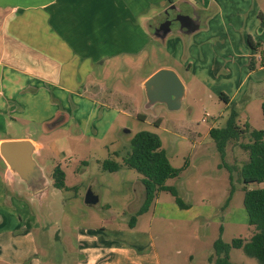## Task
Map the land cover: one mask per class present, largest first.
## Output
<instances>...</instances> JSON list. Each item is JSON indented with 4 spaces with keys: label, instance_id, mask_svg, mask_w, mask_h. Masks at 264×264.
<instances>
[{
    "label": "rangeland",
    "instance_id": "rangeland-1",
    "mask_svg": "<svg viewBox=\"0 0 264 264\" xmlns=\"http://www.w3.org/2000/svg\"><path fill=\"white\" fill-rule=\"evenodd\" d=\"M177 3L181 13L196 16L199 30L182 34L174 20L164 42L148 37L137 56L105 58L102 65L95 66L89 78L92 82L88 83L102 89L100 98L84 93V100H78L51 90V102L68 114V119L54 129H44L34 119H15L0 130V136H28L39 145L35 160L52 183L57 166L65 174L63 188L53 189L34 202L27 200V192L19 196L12 187L5 186V192H0V216H5L4 223L11 228L24 222L21 229L28 240L33 239L31 256L36 264H72L82 258L79 249L86 244L82 241L85 237L109 241L110 236L128 230L131 216L144 198L141 174L124 165L117 171L104 170L101 163L105 159L122 163L131 138L140 130L156 132L170 163L182 168L165 183L174 186L178 196L189 204L186 211H175L171 208L174 197L161 190L156 198L164 217L156 215L157 209L155 213L151 206L139 218L137 227L141 234L150 231L161 264H206L219 236L231 243L235 237L248 240L252 235L240 174L248 152L241 144L251 140L250 130L264 126V0ZM167 4L151 3L140 17L147 18L148 25L157 24ZM167 12L170 17L176 14L171 8ZM253 42L262 49L251 48ZM160 66L173 69L183 82L177 109L147 100L144 82ZM231 108L238 114L237 123H247L248 128L227 142L221 156L208 131L224 126ZM44 113L42 108L41 115ZM0 164L5 167L2 160ZM88 190L97 195L95 204L85 203ZM9 200L12 205H7ZM38 203L46 211L49 208L51 219L41 217ZM180 216L188 221L182 222ZM229 259L232 264H257L241 248L231 247Z\"/></svg>",
    "mask_w": 264,
    "mask_h": 264
},
{
    "label": "crops",
    "instance_id": "crops-1",
    "mask_svg": "<svg viewBox=\"0 0 264 264\" xmlns=\"http://www.w3.org/2000/svg\"><path fill=\"white\" fill-rule=\"evenodd\" d=\"M166 1L177 3V0H0V130L3 131L6 124L15 119H34L48 130L64 123L68 119L67 112L58 110L50 100V92L54 89L62 97L68 93L84 100V93H90L100 98L102 89L96 90L88 84L92 82L89 78L95 66L102 65L105 58L139 55L150 38L164 42L167 36L164 39L151 37L152 25H148L147 18L142 19L140 15L148 10L151 3L159 5ZM178 1L190 4V0ZM253 44L255 50L262 49L255 42ZM160 68L170 67L155 68L147 77ZM42 108H45L43 115ZM60 114L64 115L63 121L50 128L48 124ZM24 138L35 143L28 136H0V141ZM0 160L5 165L2 168L0 164V192H5V186L12 187L19 196L27 192V200L34 202L36 199L26 185L7 172L1 156ZM44 176L47 187L56 189ZM7 205H12L11 200ZM37 205L41 217L49 219V208L46 211L41 203ZM151 206L155 213L157 209L156 215L164 217L158 198ZM171 208L176 211L180 207L175 203ZM179 210L181 212V208ZM140 217L141 214L137 215L132 226L128 223V230L110 236L109 241L85 237L82 241L86 244L79 249L82 258L72 264H161L150 231L141 234L137 227ZM4 219V215L0 216V261L24 264L28 259L27 264H36L31 256L33 239L28 240L21 229L24 222L11 228ZM180 219L188 221L184 216ZM148 246L150 248L145 250ZM188 257L191 259V255ZM208 257L206 264H213Z\"/></svg>",
    "mask_w": 264,
    "mask_h": 264
},
{
    "label": "trees",
    "instance_id": "trees-1",
    "mask_svg": "<svg viewBox=\"0 0 264 264\" xmlns=\"http://www.w3.org/2000/svg\"><path fill=\"white\" fill-rule=\"evenodd\" d=\"M250 45L255 48L253 43ZM250 66L254 69L253 57ZM221 98L228 102L224 95ZM261 111L264 119V100L261 102ZM237 115L236 110L231 108L225 125L211 127L208 131L221 156L224 155L225 146L230 139H237L247 131L248 124L240 126ZM249 132L251 140L241 144L248 152V159L242 164L240 174L244 183L243 206L247 213V223L253 227V233L248 240L235 237L231 243L223 241L220 236L215 239L214 253L208 257L213 264H232L229 259L231 247L241 248L245 255L255 258L257 264H264V126ZM130 144V150L122 157V163L111 159H105L101 163L104 170L117 171L124 165L141 174L144 199L136 213L131 216L129 225H133L137 215L149 209L161 190L170 192L180 208H188L189 204L178 196L174 186L165 183L167 179L176 177L182 168H176L170 163L159 135L150 130H140L133 135ZM53 179L56 188L64 187L65 174L58 166L54 169ZM249 183H263V186L250 188L246 186Z\"/></svg>",
    "mask_w": 264,
    "mask_h": 264
},
{
    "label": "water",
    "instance_id": "water-1",
    "mask_svg": "<svg viewBox=\"0 0 264 264\" xmlns=\"http://www.w3.org/2000/svg\"><path fill=\"white\" fill-rule=\"evenodd\" d=\"M178 31L182 34H190L199 28V21L187 15L178 14ZM185 20H189L188 23ZM171 20H165L159 25L161 33L153 32L154 36L164 39L171 31ZM145 93L149 103L163 102L168 109H177L181 104V96L184 92V85L177 73L170 68H160L149 75L145 82ZM64 115H58L48 126L55 127L63 121ZM127 131V130H126ZM37 145L30 139H5L0 141V156L7 166L9 174L17 176L27 187L34 199L40 200L43 196L49 195L47 181L42 168L35 160ZM84 201L92 205L98 201L97 195L91 190L85 194Z\"/></svg>",
    "mask_w": 264,
    "mask_h": 264
},
{
    "label": "flooded vegetation",
    "instance_id": "flooded-vegetation-1",
    "mask_svg": "<svg viewBox=\"0 0 264 264\" xmlns=\"http://www.w3.org/2000/svg\"><path fill=\"white\" fill-rule=\"evenodd\" d=\"M171 4V5H170ZM169 8H171V9H173L174 10V12H176V14H175V16L173 17H170L169 16V14H168V12H167V9H169ZM178 14H182V15H185V14H183V13H181L180 12V8L178 7V3H173V2H168V4H167V6L163 9V12H162V17H161V20L157 23V24H153L152 25V29H153V32H157L158 33V30H159V25H160V23H162L163 21H165V20H171V24H170V27L172 26V22L175 20V21H177L178 22V24H179V20H177V15ZM187 16H189V17H191V18H194V16L193 15H187ZM185 22L186 23H188L189 22V20H185ZM172 29V28H171ZM179 29V28H178ZM172 31V30H171ZM170 31V32H171ZM153 32H152V34H153ZM159 33H161V30H159ZM154 35V34H153Z\"/></svg>",
    "mask_w": 264,
    "mask_h": 264
}]
</instances>
